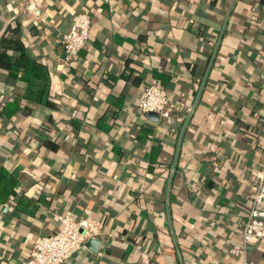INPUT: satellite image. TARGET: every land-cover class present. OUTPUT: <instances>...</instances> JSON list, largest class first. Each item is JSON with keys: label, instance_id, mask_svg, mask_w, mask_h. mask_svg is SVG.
<instances>
[{"label": "crops", "instance_id": "crops-1", "mask_svg": "<svg viewBox=\"0 0 264 264\" xmlns=\"http://www.w3.org/2000/svg\"><path fill=\"white\" fill-rule=\"evenodd\" d=\"M82 12L89 42L62 73ZM153 81L169 120L138 109ZM0 111V264L58 216L103 229L65 264H264V239L228 254L264 165V0H0Z\"/></svg>", "mask_w": 264, "mask_h": 264}, {"label": "built area", "instance_id": "built-area-1", "mask_svg": "<svg viewBox=\"0 0 264 264\" xmlns=\"http://www.w3.org/2000/svg\"><path fill=\"white\" fill-rule=\"evenodd\" d=\"M91 24L89 12L73 15L69 30L61 38L64 55L58 65L60 72H71L73 62L89 42ZM138 109L144 115L155 113L164 120H169L172 114L168 93L157 81L145 86ZM248 183L249 208L241 223V242L228 250L233 257L244 256L248 246L264 239V165L261 169H254ZM56 219L60 228L54 234L32 239L25 264H65L88 241L97 240L103 235L102 224L97 220L75 219L72 216H58Z\"/></svg>", "mask_w": 264, "mask_h": 264}, {"label": "trees", "instance_id": "trees-1", "mask_svg": "<svg viewBox=\"0 0 264 264\" xmlns=\"http://www.w3.org/2000/svg\"><path fill=\"white\" fill-rule=\"evenodd\" d=\"M11 105L12 104H8L6 105V107L2 106V109L5 108L4 113L7 116H10L16 111L15 106H11ZM6 108H7V111H6ZM14 188H15L14 180H12L11 176H9L8 171L4 167L0 166V203L7 202L10 196L14 195Z\"/></svg>", "mask_w": 264, "mask_h": 264}, {"label": "water", "instance_id": "water-1", "mask_svg": "<svg viewBox=\"0 0 264 264\" xmlns=\"http://www.w3.org/2000/svg\"><path fill=\"white\" fill-rule=\"evenodd\" d=\"M147 116H149V117H152V116L158 117V115L155 114V113H149V114H147ZM99 244H100V242L98 240H90L88 242L89 246H94L95 248H97L99 246Z\"/></svg>", "mask_w": 264, "mask_h": 264}]
</instances>
